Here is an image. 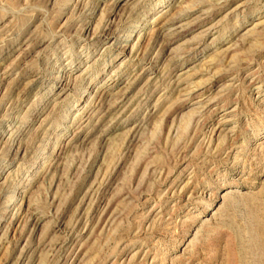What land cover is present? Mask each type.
<instances>
[{
    "label": "rangeland",
    "instance_id": "1",
    "mask_svg": "<svg viewBox=\"0 0 264 264\" xmlns=\"http://www.w3.org/2000/svg\"><path fill=\"white\" fill-rule=\"evenodd\" d=\"M0 264H264V0H0Z\"/></svg>",
    "mask_w": 264,
    "mask_h": 264
}]
</instances>
